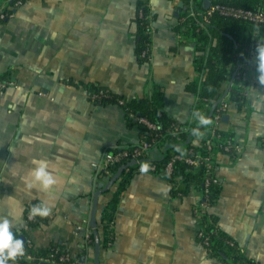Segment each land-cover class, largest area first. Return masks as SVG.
<instances>
[{"label":"crops","instance_id":"crops-1","mask_svg":"<svg viewBox=\"0 0 264 264\" xmlns=\"http://www.w3.org/2000/svg\"><path fill=\"white\" fill-rule=\"evenodd\" d=\"M136 1L26 0L0 21V74L10 71L15 81L0 90V217L12 220V231L35 247L63 242L84 264H221L197 240L192 209L199 193L171 196L169 183L151 171L134 173L123 192L112 244L98 254L87 246L91 221L115 190L95 194L103 152L138 143L139 133L126 126L119 105H98L75 83L105 86L128 102L145 95L152 80L177 124L191 118L197 99L185 88L197 75L195 43L174 30L180 1L148 0L153 18L144 63L135 53ZM255 56L244 64V102L227 100V119L218 123L233 132L232 153H216L221 190L208 210L244 256L264 264V86ZM228 87L223 82L221 91ZM34 158L56 166L60 183L49 192L25 185ZM41 202L52 213L30 226L26 207Z\"/></svg>","mask_w":264,"mask_h":264},{"label":"trees","instance_id":"trees-1","mask_svg":"<svg viewBox=\"0 0 264 264\" xmlns=\"http://www.w3.org/2000/svg\"><path fill=\"white\" fill-rule=\"evenodd\" d=\"M25 1L0 0V12L4 14L0 21L7 20ZM179 1H182L183 5L174 30L182 38L195 43L193 66L197 75L185 86L186 90L192 92L197 98L189 120L177 124L166 113L163 91L152 80L147 83L148 91L145 95L135 97L128 102L105 86L75 83L83 86L89 99L94 103L119 105L123 111L126 126L136 127L139 133L138 143L111 146L106 149L110 155L121 150H126L129 155L107 164L109 176L105 175L103 169L97 172L95 194L101 195L113 187L115 190L100 217H93L87 246H92L98 254L101 248L112 244L115 213L121 196L133 174L140 171L141 164L146 162L149 166H153V169L148 171L169 183L171 196L181 197L190 190L199 193L196 204L201 209L198 223L203 236L197 237V240L201 245L203 240H206L203 246L209 257L217 259L221 264H257L255 260L243 255L236 241L220 227L218 217L209 212L208 208L217 203L221 190V184L215 177L216 153L226 152L223 145L233 140V132L216 125L214 117L216 113L220 114L219 122H217L220 125L226 112L222 107L227 100L239 106L244 102L246 71L244 67L239 69L238 65L249 61L251 51L256 52L257 43H264V24L223 16L217 11L206 17L207 8L200 0ZM214 4L264 11V0H210V5ZM152 18L148 0H137L133 18L135 24L133 35L135 53L140 63L149 61ZM8 78H10V71L0 74V80L5 81ZM225 81H228L229 87L223 92L221 85ZM197 112L211 119L212 123L207 126L201 125L195 116ZM192 129H199L202 136H195ZM196 138L200 139L197 145L194 144ZM142 142L149 144L147 149L133 157L132 152L140 149ZM208 146L214 152L210 166L206 165L204 160L210 154ZM152 149L160 150V155L156 158L152 157L150 155ZM179 155L182 158L176 157ZM186 158L194 160L196 164L189 163ZM45 220L46 218L37 216L35 221H28V224L35 226ZM14 234L20 238V233L14 232ZM24 242L25 255L18 258L15 264H38L39 258L55 260L58 264H70L68 261L64 263L59 261L60 257L70 255L63 242L51 243L46 248L35 247L27 240ZM28 256L31 259H28ZM79 258L80 256L77 258L79 264H84Z\"/></svg>","mask_w":264,"mask_h":264},{"label":"clouds","instance_id":"clouds-1","mask_svg":"<svg viewBox=\"0 0 264 264\" xmlns=\"http://www.w3.org/2000/svg\"><path fill=\"white\" fill-rule=\"evenodd\" d=\"M256 71L259 73L257 79L260 85L264 86V43H257L256 56L254 58ZM201 125H210L211 119L206 118L199 112L195 113ZM192 133L201 137L202 133L199 129H192ZM33 165L25 178V185L28 189L36 188L43 192L51 191L60 183L59 177L55 175L56 166L47 160L33 159ZM149 170L148 163H142L140 171L146 173ZM52 210L46 202L33 205L30 209V217L47 218L51 215ZM12 220L7 217H0V264H8L9 261L14 262L25 255V242L21 238H17L12 231Z\"/></svg>","mask_w":264,"mask_h":264},{"label":"built area","instance_id":"built-area-1","mask_svg":"<svg viewBox=\"0 0 264 264\" xmlns=\"http://www.w3.org/2000/svg\"><path fill=\"white\" fill-rule=\"evenodd\" d=\"M214 11H217L219 14H221L223 16L239 18V19H243L246 21L256 23V24H264V11H262V10L244 9V8H238V7H234L231 5H225V4H214V5H209L207 7V9L205 11V16L207 17L208 15H211ZM3 17H4V14L0 12V18H3ZM254 54H256V52L251 51L250 57ZM244 66H245L244 64L243 65L241 64V65H238V68H243ZM237 78L238 77H236V79ZM14 84H15V81L12 78H8L5 81L0 80V90H3L5 88H7L8 86H12ZM222 108H225V103L223 104ZM219 119H220V114L216 113L215 117H214L216 125L218 124L217 122H219L218 121ZM148 145H149L148 143L142 142L140 144V146H141L140 149H135L131 155L133 157L138 155L142 150L147 149ZM208 149H210V154H209V156L205 157L204 160L206 161V165L210 166L214 152L211 151L210 146H208ZM223 149L226 152L232 153L231 152L232 151L231 150V144H229V143L224 144ZM128 155H129V153L126 150H121V151H119L113 155H110L105 150L103 152V157H102L101 163L99 165V169H103L105 175L109 176L110 172L107 169V164L115 162V161H119L120 159H123L124 157H127ZM176 157L182 158V156H180V155L176 156ZM186 161H188L191 164H196V162L190 158H186ZM169 166H170V164L168 165V167ZM140 168H141V166H140ZM149 169H153V166H149ZM36 204H38V203H32V204L27 205L26 210H25V217H26L27 221H35L36 217L35 218L30 217V209L33 205H36ZM192 210H193V214H194L195 218L197 219V222H199L198 218L200 217V213H201V209H200L199 205L195 204L193 206ZM202 236H203V231H202V229H200V226H199V230L197 232V237H202ZM202 243H203V245H205L206 240L204 239ZM27 258L31 259V257H29V256ZM42 260L58 264L55 260H51L48 258H39V261H42ZM59 261L61 263H64V261H68L70 264H79L77 259L72 258L71 255H68V254L66 256L60 257Z\"/></svg>","mask_w":264,"mask_h":264},{"label":"water","instance_id":"water-1","mask_svg":"<svg viewBox=\"0 0 264 264\" xmlns=\"http://www.w3.org/2000/svg\"><path fill=\"white\" fill-rule=\"evenodd\" d=\"M205 2L208 3V1H205ZM182 5H183V2L180 1L179 4H178V7H179V8H178V12H180V8H181ZM208 6H209V5L206 4V7H205V8H207ZM258 75H259V73L257 72V76H258ZM226 119H227V115L224 114L223 117H222V120L225 121ZM20 238L23 239V240L25 241V237H24V235H20ZM82 259H83V257H81L80 260L82 261ZM38 264H56V263L42 260V261H39Z\"/></svg>","mask_w":264,"mask_h":264}]
</instances>
